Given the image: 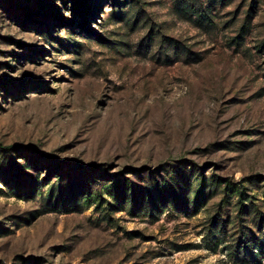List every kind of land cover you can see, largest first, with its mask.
<instances>
[{
  "label": "rangeland",
  "instance_id": "1",
  "mask_svg": "<svg viewBox=\"0 0 264 264\" xmlns=\"http://www.w3.org/2000/svg\"><path fill=\"white\" fill-rule=\"evenodd\" d=\"M0 264H264V0H0Z\"/></svg>",
  "mask_w": 264,
  "mask_h": 264
},
{
  "label": "trees",
  "instance_id": "2",
  "mask_svg": "<svg viewBox=\"0 0 264 264\" xmlns=\"http://www.w3.org/2000/svg\"><path fill=\"white\" fill-rule=\"evenodd\" d=\"M78 1H80V0H78ZM83 5H81V3H80V8H81V10H83L84 9V7H82Z\"/></svg>",
  "mask_w": 264,
  "mask_h": 264
}]
</instances>
